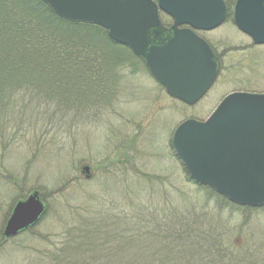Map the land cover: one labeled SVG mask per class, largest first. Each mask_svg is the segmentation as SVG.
<instances>
[{
  "label": "rangeland",
  "instance_id": "374dc122",
  "mask_svg": "<svg viewBox=\"0 0 264 264\" xmlns=\"http://www.w3.org/2000/svg\"><path fill=\"white\" fill-rule=\"evenodd\" d=\"M233 2H228L229 10ZM160 19L171 24L162 14ZM198 35L220 55L221 69L212 87L193 105L170 97L137 57L118 68L116 90L101 98L100 102H107L102 107L62 105L65 113H57L54 107L11 104L15 113L5 111L1 119L6 114L10 122L0 128V264H51L48 257L62 244L58 250L68 245L64 254L75 264H127L140 244L135 241L128 248L129 227L120 215L136 206L140 214V203L153 208L154 200H162L164 206L157 204L165 211L152 209L146 218H136L143 227L134 225V232L146 241L139 256L148 254L144 247L156 243V233H151L155 225L171 218V210L190 208L188 213L200 218L192 231L207 239L209 230L201 220L208 218L212 231L235 254L249 253L251 264H264V206L232 207L220 201L218 193L208 194L203 186L188 182L171 144L181 122L205 120L229 93L264 94V45H254L230 19ZM22 118L33 122L20 126ZM136 178L141 179L140 198L130 193L135 189L130 181ZM33 191L40 192L45 203L42 218L31 230L2 241L14 204ZM176 222L181 225H161L180 243L186 221ZM72 246L80 248L74 257L68 253Z\"/></svg>",
  "mask_w": 264,
  "mask_h": 264
},
{
  "label": "water",
  "instance_id": "95a60500",
  "mask_svg": "<svg viewBox=\"0 0 264 264\" xmlns=\"http://www.w3.org/2000/svg\"><path fill=\"white\" fill-rule=\"evenodd\" d=\"M72 23L95 24L128 47L167 94L193 105L218 73V60L196 30H212L226 18L223 0H40ZM160 13L171 19L165 26ZM235 26L264 44V0H235ZM189 177L230 202L264 206V94L232 92L203 121L187 119L172 141ZM88 171V167H84ZM45 209L38 192L18 201L4 238L36 224Z\"/></svg>",
  "mask_w": 264,
  "mask_h": 264
},
{
  "label": "trees",
  "instance_id": "16d2710c",
  "mask_svg": "<svg viewBox=\"0 0 264 264\" xmlns=\"http://www.w3.org/2000/svg\"><path fill=\"white\" fill-rule=\"evenodd\" d=\"M6 1L8 0H0V125L2 126L0 128L7 127L10 122L6 119V114L1 119L5 111L9 115L15 113L12 103L21 102L20 104L26 107L36 105L37 108L44 107L50 110L54 107L57 113L64 112L60 110L62 105L85 107L92 104L102 107L107 104L106 101L100 102V100L116 90L114 77H117L118 68L126 60L135 58L129 48L111 40L107 31L98 25L72 23L58 18L40 0H12L10 5ZM224 1L229 7L228 2L231 0ZM227 17L230 19L231 13H228ZM42 29L47 30V34H43L40 31ZM40 119L45 120V118L37 120ZM26 121L33 122L22 118L19 125L22 126ZM184 172L186 180L192 182L186 171ZM130 185L135 188L130 193H133L135 198L142 197V191L139 189L141 179L130 181ZM206 189L208 194H213L210 189ZM151 198L150 196V201ZM217 198L229 206H235L221 196ZM159 202L160 200H154L152 204L157 206ZM160 204L165 205L162 200ZM161 205L157 209L156 206L147 208L144 203H140L139 210H142L140 214L137 206L130 208L128 212L122 211L123 215L120 216L127 221L129 227L128 248L135 246V241L136 244H140L137 251L127 258V264H251L250 254L246 252L241 256L235 254L218 232L212 231L208 218L203 217L201 220L209 230L205 233L209 236L207 239L204 238V234L192 231V227L200 218L198 214L188 213L190 208L182 212L171 210V218L155 225L151 233H156V243L154 246L144 247L143 250H149L148 254L139 256L140 252H144L140 248L146 241L141 242L139 231L134 232L137 230L135 226L138 229L143 227L140 219L136 218L141 215L146 218L147 213L152 212V209L154 213L164 212L165 209L163 210ZM173 213H177L174 219H172ZM182 219L186 221L180 235L184 241L178 243L176 238L167 235L165 229L172 228L173 222L181 225L176 220ZM163 222H169L164 229L161 225ZM133 234L139 237L135 240L136 235L132 237ZM2 241L5 239L3 238ZM62 246L63 244L58 248ZM58 248L48 257L51 259V264H75L72 261L74 258L70 259L64 254L69 249L68 245L60 249L61 251ZM79 249L78 247L76 250L72 246L68 253L74 257ZM62 255L66 259H63Z\"/></svg>",
  "mask_w": 264,
  "mask_h": 264
},
{
  "label": "flooded vegetation",
  "instance_id": "af4514ba",
  "mask_svg": "<svg viewBox=\"0 0 264 264\" xmlns=\"http://www.w3.org/2000/svg\"><path fill=\"white\" fill-rule=\"evenodd\" d=\"M200 32H204V31H200ZM212 49L214 50L213 47H212ZM214 52H215L216 55H217V59H218V62L220 63V69H221V58H220V55L217 53V51L214 50Z\"/></svg>",
  "mask_w": 264,
  "mask_h": 264
},
{
  "label": "bare ground",
  "instance_id": "6f19581e",
  "mask_svg": "<svg viewBox=\"0 0 264 264\" xmlns=\"http://www.w3.org/2000/svg\"><path fill=\"white\" fill-rule=\"evenodd\" d=\"M51 12H52V11H51ZM52 13H53V12H52ZM53 14H54V13H53ZM226 17H227V16H226ZM225 19H226V18H224V20H225ZM224 20L222 21V23L224 22ZM222 23H220V25H221ZM220 25H219V26H220ZM219 26H217V27H219ZM217 27H216V28H217ZM216 28H214V29H216ZM214 29H213V30H214Z\"/></svg>",
  "mask_w": 264,
  "mask_h": 264
}]
</instances>
